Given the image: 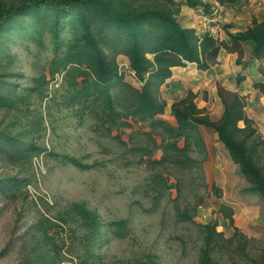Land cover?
Segmentation results:
<instances>
[{
	"label": "rangeland",
	"instance_id": "rangeland-1",
	"mask_svg": "<svg viewBox=\"0 0 264 264\" xmlns=\"http://www.w3.org/2000/svg\"><path fill=\"white\" fill-rule=\"evenodd\" d=\"M202 2L208 12L183 3L168 10L199 33L207 14L220 10L218 37L229 42L230 33L264 30V0ZM25 18L33 25L30 15ZM66 29L59 53L47 29L30 28L24 38L14 29L0 32V77L18 84L17 96L24 98L0 107V131L37 146L25 155L0 152V264H202V225L214 223L223 234L213 243L215 264H264L262 193L251 190L213 127L195 123L173 133V105L190 92L201 115L218 120L221 86L244 96L264 138V60L253 57V41L243 43L239 64L237 53L222 50L207 70L196 63L174 68L162 86L164 113L143 118L96 102L85 69L70 64L58 70L73 37ZM118 63L122 81L140 88L128 59L119 56ZM110 92L114 97L117 88ZM223 204L233 208V224ZM81 205L96 217L98 236Z\"/></svg>",
	"mask_w": 264,
	"mask_h": 264
},
{
	"label": "trees",
	"instance_id": "trees-1",
	"mask_svg": "<svg viewBox=\"0 0 264 264\" xmlns=\"http://www.w3.org/2000/svg\"><path fill=\"white\" fill-rule=\"evenodd\" d=\"M119 1L126 8L118 7L113 0H19L9 5L0 2V32L14 29L24 38L30 28L35 33L47 29L59 53L64 45L63 34L68 28L73 37L68 40V49L62 52L58 70L70 64L85 69L93 79L96 102L106 101L111 110L116 103L134 116L143 118L164 113L167 102L161 95L162 86L172 77L174 68L196 63L200 70H207L218 62L222 50L237 53L239 64L245 54V41H253V57L264 60V30L230 33L229 42L206 32L199 33L194 27L183 26L168 10L171 4L183 3L194 9L203 7L208 12L209 4L202 0ZM239 1L216 0L220 5H234ZM27 15L33 18V25L28 24ZM119 56L128 59L142 82L140 88L124 83L120 78ZM8 87L13 90L6 94ZM17 87L18 84L0 77V107L12 108L24 99L17 96ZM112 87L117 88L114 97L110 92ZM34 90L31 88V92ZM217 94L223 103V113L216 121L201 115L191 92L186 99L174 104L173 115L178 126L173 128V133L179 136L182 130L195 123L213 127L219 140L249 178L251 190L264 196V138L246 112L244 96L221 86ZM6 148L23 155L37 150L32 140L22 141L0 131V152ZM0 190H3L1 185ZM220 210L233 224V208L223 204ZM78 211L84 214L91 223L93 234L98 236L100 229L96 217L82 205ZM186 217L192 219L189 215ZM202 228L205 233L202 264H215L211 258L213 243L223 234L217 230L216 223L204 224Z\"/></svg>",
	"mask_w": 264,
	"mask_h": 264
},
{
	"label": "built area",
	"instance_id": "built-area-1",
	"mask_svg": "<svg viewBox=\"0 0 264 264\" xmlns=\"http://www.w3.org/2000/svg\"><path fill=\"white\" fill-rule=\"evenodd\" d=\"M205 20L206 22L202 25L204 32L209 33L215 38H219L218 34L221 30V23L223 22L222 12L217 9L211 14H207Z\"/></svg>",
	"mask_w": 264,
	"mask_h": 264
},
{
	"label": "crops",
	"instance_id": "crops-1",
	"mask_svg": "<svg viewBox=\"0 0 264 264\" xmlns=\"http://www.w3.org/2000/svg\"><path fill=\"white\" fill-rule=\"evenodd\" d=\"M190 26V25H189ZM181 68V67H180Z\"/></svg>",
	"mask_w": 264,
	"mask_h": 264
}]
</instances>
